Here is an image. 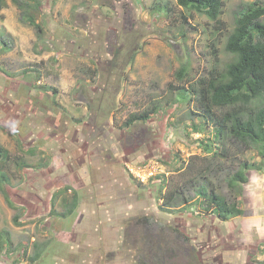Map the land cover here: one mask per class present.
I'll return each instance as SVG.
<instances>
[{"label":"rangeland","instance_id":"rangeland-1","mask_svg":"<svg viewBox=\"0 0 264 264\" xmlns=\"http://www.w3.org/2000/svg\"><path fill=\"white\" fill-rule=\"evenodd\" d=\"M39 1L41 30L0 9V264H264V166L226 180L260 157L228 138L199 147L210 129L177 90L224 68L235 17L264 0H223L217 22L176 0ZM196 172L242 213L202 212Z\"/></svg>","mask_w":264,"mask_h":264},{"label":"trees","instance_id":"trees-1","mask_svg":"<svg viewBox=\"0 0 264 264\" xmlns=\"http://www.w3.org/2000/svg\"><path fill=\"white\" fill-rule=\"evenodd\" d=\"M12 1L23 11V19L41 30V25L35 19L40 1L30 0V5L22 0ZM4 4L5 0H0V9ZM176 4L185 8L189 14L203 13L217 22L223 0H176ZM2 35L3 33H0V43L6 49V40ZM224 49L231 57L222 70H217L214 66L206 75L198 77L195 81H188L187 87L181 84L177 90L179 98L196 102V108L191 110L192 115H201L210 129L207 141L197 139L199 147L216 155L218 152L215 149L220 148L228 138L255 150L260 157L259 161L244 160L240 163L235 174L226 179L231 188L236 186V181L247 180V170H261L264 166V2L248 4L238 12L234 26L227 34ZM185 74L186 66L181 65L176 71V78L181 79ZM157 110L158 107L154 104L143 111L130 113L125 124L147 120ZM192 125L197 131L204 127L203 123ZM8 156L7 150L0 145V163ZM16 164L23 166L25 163L19 160ZM199 175L200 172H196L192 175L194 178H189L188 182L194 183L197 196L195 202L201 206L202 212L210 209L223 220L242 213L236 196L235 199L228 200L209 187L208 182L199 183ZM1 178L8 181L4 173H1ZM5 198L9 200L7 194ZM77 202L76 193H73L72 200L67 203L61 214H70ZM39 254L36 251L30 258L34 260Z\"/></svg>","mask_w":264,"mask_h":264},{"label":"crops","instance_id":"crops-1","mask_svg":"<svg viewBox=\"0 0 264 264\" xmlns=\"http://www.w3.org/2000/svg\"><path fill=\"white\" fill-rule=\"evenodd\" d=\"M63 216L65 217V216H67V215H63ZM76 222H77V224L74 225L75 228L81 224V223H80V222H81V219H79V221H76ZM75 232H76V231H75V229H74L73 234H74ZM70 236H71V235H70ZM35 259H36V258H35Z\"/></svg>","mask_w":264,"mask_h":264}]
</instances>
